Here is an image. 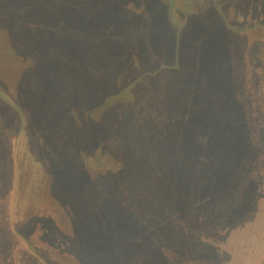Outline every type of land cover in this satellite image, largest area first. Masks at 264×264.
<instances>
[{"label":"trees","instance_id":"trees-1","mask_svg":"<svg viewBox=\"0 0 264 264\" xmlns=\"http://www.w3.org/2000/svg\"><path fill=\"white\" fill-rule=\"evenodd\" d=\"M55 1L56 6L61 3ZM136 1L144 3L140 4L135 15H151L147 17L150 22L154 17L147 11L148 5H154V1V6L161 13L163 11L159 27L165 36L162 38L158 34L157 39L148 35L139 42V62L134 68L137 75L127 78L128 89L122 88L111 96L117 87H111V82H116L119 75H115L117 72L114 71L112 76L100 77L109 86L101 105L108 102L120 104L117 110L123 112L119 115L121 120H118L120 123L117 126L121 134L119 139L109 133L99 142L104 160L102 166L96 168L106 173L112 170L116 174L124 173L130 170L127 157L132 155L136 174L131 185L137 191V204L133 207L122 202L123 210L114 215L115 223L110 221L107 234L92 229L74 243L68 242L61 247L59 245L63 238L60 233L64 232L55 227L58 214L54 208L48 204V211L42 210L39 217L38 211L34 212L31 208L30 228L25 231L27 236L24 237L28 241L26 251L29 250L30 255L38 245L35 233L41 237L45 249L54 247L63 252L70 250L67 249L70 247L78 248V251L70 250L72 256L80 261L77 264H159L161 259L149 262L148 258L172 247L180 250L177 255L190 249L209 254L213 250L212 239L208 235H204V238L196 236L197 230L193 228L187 229L194 231L193 234L183 236L180 224H186L189 218L196 219L193 214L199 208L204 216H199V220H204L207 227L214 213H232L244 206L248 193L246 178L252 174L244 157L247 155L246 147L253 145L248 144L246 133L242 131L244 121L248 119L245 102L236 98L241 78L239 71H242L239 66L241 61L248 66L256 64L260 60L259 55L264 57V50H260L261 54L254 52L259 31L264 32V23L251 21L248 23L252 26L243 27H237L236 23L254 19L264 7L259 0H231L226 9L221 3L225 0H204L199 5H193L192 0H183L190 10L181 11L180 6L176 9L174 4L165 0ZM180 1L175 0L177 3ZM119 2L101 0L99 7L117 5ZM66 6L69 8L66 16L76 19L72 21L76 28L81 27L78 20L85 16L84 8H75L74 12L70 5ZM180 11L186 17L183 36L182 32L174 30L178 25L174 19L176 15L173 18L174 27L171 21V14ZM99 13L106 18L103 26L91 19ZM131 15L126 7L112 13L103 7L101 12L99 9L98 13L88 15L91 18L86 26H82L83 29L74 27L71 31L73 35L68 37L66 44L78 68L86 64V69L89 66L94 70L92 78L96 80L95 70L109 63L98 56L101 45L107 47L108 42L124 40L127 46L130 45L129 40H134L132 34L136 29L131 28ZM114 21H118V27L113 25ZM118 31L120 34L117 36ZM92 33L94 36H91ZM57 37L58 40L62 38L60 33ZM91 41L96 45L91 46ZM117 47L125 48L122 44ZM105 50L109 52V49ZM253 54L256 55L255 59ZM109 56L121 66L127 63L122 62V53H118L119 61L115 56ZM132 94L136 97L135 102L130 100ZM122 99L125 102H120ZM224 104H229L230 108ZM87 153L76 151L70 158L72 168L78 170L80 177L90 171L85 162L97 165L95 158H92L96 150ZM69 182L73 186L78 184L73 180ZM124 184L117 188H123ZM120 197L128 199L123 194ZM9 199L12 197L9 196ZM1 221L2 214L0 228L5 225H1ZM69 221V226L73 227L77 220ZM58 222L62 224V219ZM13 225L9 223V226ZM1 235L5 236V242H1ZM156 235L159 239L154 240ZM9 237V232H0V264H23L18 254L19 248L15 250V245L11 248L6 245ZM214 252L218 255L219 250L215 249Z\"/></svg>","mask_w":264,"mask_h":264},{"label":"rangeland","instance_id":"rangeland-1","mask_svg":"<svg viewBox=\"0 0 264 264\" xmlns=\"http://www.w3.org/2000/svg\"><path fill=\"white\" fill-rule=\"evenodd\" d=\"M58 1L61 3L56 6L55 0H0V214L1 225L5 223L0 232H9L6 245L9 248L15 245V250L19 248L18 254L23 264L80 263L70 253V250L78 251V248L70 247L67 248L70 250L63 252L54 247L45 249L41 237L36 233L34 238L38 245L31 255L29 250L26 251L28 241L24 237L27 236L25 231L30 228L31 208L34 212L38 211V217L42 210L48 211V204L54 208L58 214L57 220L62 219V224L56 219L54 221L55 227L64 232L60 233L63 238L59 245L61 247L68 242L74 243L92 229L107 234L110 221L115 223L114 215L123 210L122 202L136 206L137 191L131 185L136 174L132 155L127 157L130 170L124 173L116 174L113 170L106 173L96 168L102 166L104 160L99 142L109 133L119 139L121 134L117 126L120 123L118 120H121L119 115L123 112L117 110L120 104L108 102L101 105L109 86L100 77L112 76L114 71L117 72L115 75H119L116 82H111V87L117 86L111 96L122 88L128 89L127 78L137 75L134 68L139 62V42L148 35L157 39L158 34L162 38L165 36L159 27L163 11L161 13L155 7L153 0L155 6L148 5L147 10L153 15V22L147 18L151 15H135L140 4L144 3L136 0H120L117 5L108 7H99L101 0ZM203 1L192 0L191 3L199 5ZM230 1L221 2L224 9ZM165 2H171L176 9L180 6L181 11L190 10L183 0L181 4L175 0ZM259 3L264 7V0H259ZM66 5H70L74 12L75 8H84L85 16L78 20L81 27L86 26L91 13H98L99 9L101 12L103 7L109 13L126 7L133 14L130 19L132 30L136 29L132 34L134 40H129L130 45L127 46L124 40L108 42L107 47L101 45L98 56L109 63L95 70L96 80L92 78L94 70L89 66L86 69V64H81L78 68L73 53L67 47L66 40L73 35L71 31L75 27L72 21L76 19L66 16L69 12ZM181 11L171 14V21L174 27L173 18L176 15L174 19L178 25L174 30L182 32L183 36L186 17ZM261 12L264 10L254 19L236 23V26H252L248 23L251 21L264 23ZM94 16L96 18L91 19L103 26L106 21L104 15L99 13ZM117 24L118 21L113 22L115 27L119 26ZM259 32L254 48L258 54L264 50V32ZM59 33L62 36L60 40L57 37ZM97 33L100 34L99 31ZM119 34L118 31L117 36ZM91 42V46L96 45ZM121 44L125 48L118 49L117 45ZM105 49H109V52ZM118 53H122V62L127 61L124 63L126 65L121 66L110 59L109 54L119 61ZM253 56L255 59L256 55ZM258 59L256 64L248 66L240 62L242 71H239L241 78L236 95L237 99L245 102L248 119L244 121L242 131L246 133L248 144L253 145L246 147L247 155L244 157L246 166L252 169L251 176L246 178L248 193L244 206L232 213H214L207 227L204 220H199V216H203L199 208L193 214L196 219L189 218L186 224H180L183 236L193 234L194 231L187 230L193 228L197 230L196 236L204 238V235H208L212 239L213 250L209 254L190 249L177 255L180 250L172 247L155 253L148 258L149 262L161 259L159 264H264V57L259 55ZM135 99L134 95L130 98L133 102ZM224 105L230 108L229 104ZM93 150H96V155L92 158H95L97 165L85 162L90 171L80 177L78 170L72 168L70 158L76 151L89 153ZM113 174L117 176L113 177ZM69 180L78 183L77 186H73ZM123 183V188L118 189L117 186ZM118 191L128 199L120 197L122 194ZM9 196L12 199L8 200ZM46 201L49 203L46 204ZM69 219L77 220L73 227L69 226ZM11 222L13 226H9ZM1 236V242H5V236ZM154 237V240L159 239L157 235ZM215 249L219 250L218 255Z\"/></svg>","mask_w":264,"mask_h":264}]
</instances>
